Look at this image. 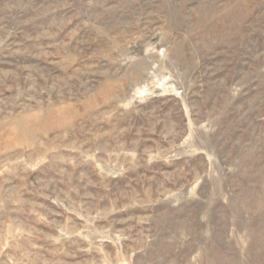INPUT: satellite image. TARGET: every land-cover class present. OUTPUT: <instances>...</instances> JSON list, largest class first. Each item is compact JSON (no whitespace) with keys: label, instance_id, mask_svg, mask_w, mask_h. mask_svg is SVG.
Here are the masks:
<instances>
[{"label":"rangeland","instance_id":"374dc122","mask_svg":"<svg viewBox=\"0 0 264 264\" xmlns=\"http://www.w3.org/2000/svg\"><path fill=\"white\" fill-rule=\"evenodd\" d=\"M0 264H264V0H0Z\"/></svg>","mask_w":264,"mask_h":264}]
</instances>
